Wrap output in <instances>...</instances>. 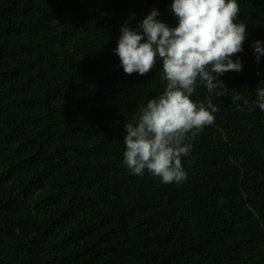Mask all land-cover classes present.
<instances>
[{"label":"trees","instance_id":"16d2710c","mask_svg":"<svg viewBox=\"0 0 264 264\" xmlns=\"http://www.w3.org/2000/svg\"><path fill=\"white\" fill-rule=\"evenodd\" d=\"M172 2L0 0V264H264V0H237L243 68L220 77L186 181L123 165L124 125L166 82L159 60L127 75L113 49L153 8L175 27Z\"/></svg>","mask_w":264,"mask_h":264},{"label":"clouds","instance_id":"9594fccd","mask_svg":"<svg viewBox=\"0 0 264 264\" xmlns=\"http://www.w3.org/2000/svg\"><path fill=\"white\" fill-rule=\"evenodd\" d=\"M170 12L177 20L175 27L158 19L161 13L155 8L135 28L126 21L113 54L127 75L144 76L159 60L160 80L166 82L163 92L140 106L124 125L123 165L133 175L147 171L164 184H180L187 179L182 157L190 153L198 134L215 121L218 109L211 103L212 96L230 94L220 77L242 71L241 60L233 58L243 51L247 25L237 22V0H173ZM252 47L259 62L264 42L256 40ZM201 87L209 93L207 106L191 99ZM255 91V103L264 111V81ZM232 100L249 103L238 94Z\"/></svg>","mask_w":264,"mask_h":264}]
</instances>
